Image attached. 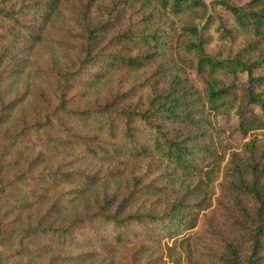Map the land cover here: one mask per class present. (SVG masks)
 Listing matches in <instances>:
<instances>
[{
	"label": "rangeland",
	"instance_id": "obj_1",
	"mask_svg": "<svg viewBox=\"0 0 264 264\" xmlns=\"http://www.w3.org/2000/svg\"><path fill=\"white\" fill-rule=\"evenodd\" d=\"M57 1L52 16L43 21L28 14L27 8L21 10V0H0V7H5L15 15L8 20L0 14V115L6 114L9 120L8 135L15 134L35 120L48 118L40 130L50 141L46 144L34 136L33 130H27L0 156V174L4 176L6 170L13 167L14 156L27 145L31 144L36 148L29 153L26 163H21L16 169L17 174L26 173L25 177H21L24 186L19 185L20 188L14 191L18 195L16 199L26 195L30 203L21 212L16 204L0 208V220L3 222L0 234L5 230L9 232L8 225L15 217L22 216L21 226L18 225L16 232L7 236V246L0 242V251L7 253L12 250L10 240L17 241L15 236L28 227H34L41 216L45 215L46 225L59 228L74 219L99 212L106 198L113 196L115 201H119L129 194L139 196L135 191L138 188L139 191H144V195L126 208L121 216L160 215L170 210L174 204H179V201L186 211L189 204L196 203L193 209L189 208V213L195 217L194 227L173 238L156 228L155 232H161V235L141 243V237L137 235L138 226L132 223L131 234L136 235H129L124 239L111 255L106 254L100 245L84 247L82 250L68 243L57 244L53 239L54 234L44 230L30 233L24 238L20 254L25 256L18 264H225L229 259V252L225 247L228 243L236 246L240 254L245 253L249 242L239 225L244 224V213H250L254 205L251 197L238 193L235 187L251 185L254 179L251 166L257 164L260 157H264V132L248 136L232 134L228 138L230 147L226 152L221 151L218 165L212 163L202 169L201 179L197 180L201 181L200 187L195 192H189L186 185H180L177 181L169 180L167 183L161 171L151 165L150 161L126 167L124 164L116 166L112 161L89 163L83 161L84 154L77 156L66 154V150L59 152L71 146L72 143L58 142V139L66 140L68 137L65 135L70 132L74 135L73 139L77 135H94L79 129L83 122L74 126L72 118L57 109L61 94L64 93L65 100H68V109H78L84 113L108 109L110 104L114 108L140 111L148 106V100L154 92H165L170 88V83L174 81L170 80L169 74L175 71L165 70L166 64L162 59L138 70L119 66L116 70L106 71L101 65V59L107 52H129L112 37L131 28L138 16L134 14L132 20L129 15H125L109 21L91 50L95 58L87 61L88 57L84 52L89 35L86 30L107 20L113 0ZM204 1L209 4L212 0ZM245 1L247 0H233L236 3ZM127 12H131V9ZM21 24H41L40 30L36 32L38 41H30L32 36L23 37L18 34L12 37L6 33L12 27L20 28ZM20 29V32L24 31L23 28ZM163 69L165 71L161 72ZM103 70L104 75H101ZM181 77L188 79L194 86L201 87L194 71L187 70ZM89 78L96 83L85 88L83 82H88ZM10 102L16 104L5 111L4 106ZM252 111L258 112V109H248L246 116ZM91 122L92 117L84 121ZM218 122L225 125L229 122L236 123L237 119L221 117ZM5 126L3 124L0 127V148L6 143ZM137 137L142 141L140 134ZM109 142L113 143L114 140ZM76 147L80 150L81 144ZM114 169L120 173H116L114 178L111 175L108 177L110 173H115ZM60 172L70 173L72 177H68V181L63 179L56 189L47 192L50 174ZM80 172L95 176L98 180L95 186L85 189L81 195L75 189L76 186H82L76 182ZM260 183L264 185V173ZM148 186L162 191L159 195L149 196ZM2 204L0 201V205ZM49 210L51 211L48 212ZM54 211V217H51ZM107 212L111 213V210ZM95 222H76L68 237L70 240L75 236L79 238L90 226H95ZM106 237L107 234H103V240ZM180 239L183 241L180 242ZM11 253H16L15 249L8 254ZM16 260L13 257L6 258L0 264H17Z\"/></svg>",
	"mask_w": 264,
	"mask_h": 264
},
{
	"label": "trees",
	"instance_id": "obj_2",
	"mask_svg": "<svg viewBox=\"0 0 264 264\" xmlns=\"http://www.w3.org/2000/svg\"><path fill=\"white\" fill-rule=\"evenodd\" d=\"M57 2L21 0L20 9L27 8V13L33 18L45 21L52 16ZM129 9L131 12L128 13ZM0 14L8 20L15 16L14 12L5 7H0ZM133 14L138 16L132 22L131 28L112 37L129 52H107L101 59V65L106 71L116 70L119 66L138 70L162 59L166 64L165 70L175 71L169 74L170 80L174 82L170 83L167 91L154 92L148 100V106L140 111L114 108L113 104H110L108 109L84 113L78 109H68V100H65L64 93L61 94L57 109L72 118L74 126L83 122L79 129L94 135L90 137L77 135L73 139L74 135L66 128L67 132H70L65 135L68 138L58 139V142L72 144L59 152L66 150V154L69 155L84 154L83 161L89 163L112 161L116 166L124 164L126 167L150 161L151 165L161 171L167 183L169 180L177 181L180 185H186L189 192H195L200 187L201 181L197 180L201 179L202 169L212 163L218 165L221 151L226 152L230 147L228 138L232 134L248 136L264 132V0H247L242 3L233 0H212L209 4L204 0H113L107 20L86 30L89 35L84 52L88 57L87 61L95 58L91 50L109 21L125 15H129L132 20ZM40 25L21 24L20 28L24 31L20 32V28L12 27L6 33L12 37L18 34L23 37L32 36L30 41L34 42L38 41L36 32L40 30ZM157 69L159 70V66ZM164 69L161 72H164ZM187 70L195 72L201 84L200 88L181 77ZM102 73L101 75H104ZM87 81L83 82L85 88L96 83L90 78ZM15 104L10 102L4 106V110L12 109ZM253 107H256L258 112L252 111L246 116L247 110ZM2 115L0 127L6 125L4 128L6 143L0 148V156L27 130H33L35 137L49 144V138L40 130L48 118L35 120L33 124L23 126L15 134L8 135L9 120L6 114ZM88 117H92V122L84 123ZM221 117L228 120L236 118L237 122L222 125L218 122ZM139 134L142 141L137 137ZM110 140L114 142L110 143ZM79 143L80 150L76 147ZM35 149V146L27 145L14 156L13 167L6 170L4 176L0 174V201L3 202L0 208L16 204L20 211L30 203L26 195L16 199L18 195L14 191L20 188L19 185L24 186L21 177L26 175L17 174L16 169L21 163H26L29 153ZM262 165L264 166V157H260L257 164L251 166L254 179L250 186L235 187L238 193L251 197L254 207L250 213H244V224L239 225L243 236L249 242L245 253L240 254L232 243L226 244L229 259L225 264H264V185L260 183L264 173ZM113 171L114 174L108 172L110 173L108 177L111 175L114 178L116 173H120L117 169ZM78 174L76 182L82 186H76L75 189L80 195L85 189L97 184L95 176L84 172ZM50 176L47 192L56 189L63 179L68 181L70 180L68 177H72L66 172L51 173ZM135 191L139 196L129 194L119 201H115L111 196L104 200L99 212L74 219L59 228L46 225L45 215L41 216L34 227H28L15 236L17 241L10 240L9 245L16 253L8 254L13 249L7 253L0 251V262L4 263L6 258L13 257L17 259L18 264L25 256L20 254L23 251L24 238L30 233L35 234L44 230L54 234L53 239L58 243H52H68L82 250L84 247L100 245L106 254L111 255L115 253L119 243L129 235H136L131 234L132 223L138 226L137 235L141 237L139 240L141 243L161 235V232L159 234L155 232L156 228L173 238L194 227L195 217L191 216L189 208L193 209L196 203L189 204L186 211L179 201V204H174L170 210L160 215L121 216L126 208L144 195V191H139L138 188ZM148 191L150 196L159 195L162 190L148 186ZM108 210H111V213H108ZM55 212L51 217H54ZM146 220L148 222L145 223ZM93 221H96L95 226H90L79 238L75 236L70 240L68 233L74 229L76 222L86 224ZM21 222L22 216L15 217L8 225L10 231L5 230L0 234V242L3 245L7 246L6 241L9 240L7 236L14 234L16 227L21 226ZM2 223L0 220V225ZM105 233L107 237L103 240L102 236ZM90 239L92 240L89 244ZM183 239H180V242Z\"/></svg>",
	"mask_w": 264,
	"mask_h": 264
}]
</instances>
